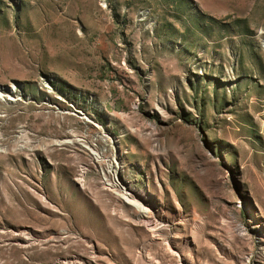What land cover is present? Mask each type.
Wrapping results in <instances>:
<instances>
[{
    "label": "rangeland",
    "instance_id": "374dc122",
    "mask_svg": "<svg viewBox=\"0 0 264 264\" xmlns=\"http://www.w3.org/2000/svg\"><path fill=\"white\" fill-rule=\"evenodd\" d=\"M0 264H264V0H0Z\"/></svg>",
    "mask_w": 264,
    "mask_h": 264
},
{
    "label": "bare ground",
    "instance_id": "6f19581e",
    "mask_svg": "<svg viewBox=\"0 0 264 264\" xmlns=\"http://www.w3.org/2000/svg\"><path fill=\"white\" fill-rule=\"evenodd\" d=\"M113 172H114V170H113ZM114 176H115V173H114ZM115 179H116V178H115ZM115 181H116V180H115ZM125 197H126V196H125ZM126 199H127V201H128L129 203H131L133 206H135V207H136L138 210H140L143 214L148 213L147 209H146L144 206H142L140 202H138V201H136V200H134V199H129V197H128V198L126 197Z\"/></svg>",
    "mask_w": 264,
    "mask_h": 264
}]
</instances>
